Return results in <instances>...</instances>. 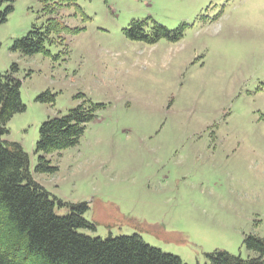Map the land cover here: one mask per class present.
I'll return each mask as SVG.
<instances>
[{"label":"rangeland","instance_id":"obj_1","mask_svg":"<svg viewBox=\"0 0 264 264\" xmlns=\"http://www.w3.org/2000/svg\"><path fill=\"white\" fill-rule=\"evenodd\" d=\"M45 4L0 0V74L25 107L2 140L27 154L55 215L85 204L93 229L79 233L136 235L183 264L255 257L244 239H264V0H75L50 16ZM49 18L67 30L45 53L13 50ZM133 22L178 39L132 41ZM89 102L78 145L36 173L40 126Z\"/></svg>","mask_w":264,"mask_h":264},{"label":"trees","instance_id":"obj_2","mask_svg":"<svg viewBox=\"0 0 264 264\" xmlns=\"http://www.w3.org/2000/svg\"><path fill=\"white\" fill-rule=\"evenodd\" d=\"M46 2L49 4L43 11L50 16L59 7L74 5L75 0ZM144 25L131 23L125 31L127 38L149 44L162 38L178 39L174 31L157 24L147 34ZM64 30L60 21L49 18L44 26H33L26 37L16 40L13 50L26 56L45 53V42L52 41L50 35ZM97 108L89 102L40 126L36 173L56 172L46 156L76 147ZM23 111L20 82L0 74V264H183L178 257L148 246L136 235L101 240L79 233L93 229L82 216L87 210L85 204L70 205L72 213L56 216L50 194L29 172L27 154L20 145L2 140L7 134L6 124ZM244 244L255 257L241 260L216 251L208 256L210 264H264V239L248 236Z\"/></svg>","mask_w":264,"mask_h":264}]
</instances>
